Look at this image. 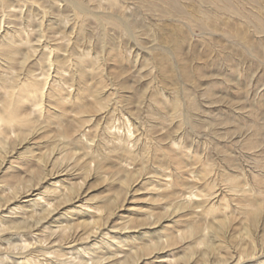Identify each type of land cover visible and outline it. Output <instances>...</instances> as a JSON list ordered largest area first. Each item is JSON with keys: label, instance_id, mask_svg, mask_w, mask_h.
I'll use <instances>...</instances> for the list:
<instances>
[{"label": "rangeland", "instance_id": "1", "mask_svg": "<svg viewBox=\"0 0 264 264\" xmlns=\"http://www.w3.org/2000/svg\"><path fill=\"white\" fill-rule=\"evenodd\" d=\"M179 1L190 16L162 13V0H0V35L19 43L17 60L0 58V78L49 79L45 112L25 102L31 127L0 140V202L73 188L77 198L45 223L52 240L68 229L78 242L85 230L133 236L126 264H168L152 253L264 264V0H229L228 11L221 0ZM190 193L199 203L182 208ZM198 218L211 227L202 243L191 233Z\"/></svg>", "mask_w": 264, "mask_h": 264}, {"label": "bare ground", "instance_id": "2", "mask_svg": "<svg viewBox=\"0 0 264 264\" xmlns=\"http://www.w3.org/2000/svg\"><path fill=\"white\" fill-rule=\"evenodd\" d=\"M6 1L7 0H1V2L3 3H5ZM146 1L151 2V0H146ZM162 1H163V5H161L162 7H160L159 9L162 13L163 12L166 13L170 11V12L178 13L180 15L186 14L187 16L188 15L190 16L191 12L189 13V11L185 9L186 6L182 5L179 0H162ZM153 2L154 1H152L151 3L154 4ZM221 2L222 3L218 4L219 9H222V10L224 9L225 11H228V9L231 8V3L229 4V0H221ZM84 10L78 7V11H76L77 15L78 16L84 15V13H86ZM205 15H204L205 19L206 20L209 19L212 25L214 24L213 21L218 18V17L212 18L214 15L212 16L209 13ZM259 16H260L259 14L255 15L256 23L259 28H262L263 24ZM106 19L110 20L109 17H106ZM112 23L115 26L120 25L119 20H115ZM214 27L215 26H213V28ZM176 44H175V50L177 53H180L181 52L180 45H176ZM18 51H19V43H16L13 37H10V36L4 37L0 35V58L4 57L8 59L10 62H14L15 60H17L16 56L18 55ZM165 59L166 58L163 57V59L160 60L158 64L163 71L164 77L167 79L169 77V74H168V67H167ZM47 62L50 67H53V68L55 67L56 71L60 69V67L58 66L59 61L57 60V56L51 55L48 58ZM3 68L5 69L6 66H4L3 64L1 65L0 63L1 71ZM49 70H52V69H49ZM23 76L24 78L20 79L22 76L19 77L17 75L12 82H8L6 79L2 77L0 78V85H1L0 89L2 88L4 90L3 94H4V99H5V102H3L2 109L0 108V140L4 139L7 133H10V132L13 133V131H15L16 129L21 130L19 132L21 134L24 132L25 129H29V127H31L32 122H34L33 118L27 117L24 113H22L23 112L22 107L25 105V102L31 103L36 108L38 107V110H40L41 114L45 112V96L47 94V91H45V86L49 85L47 84L49 80L48 76L39 77V74L35 75L32 72L31 73L29 72L28 74L23 75ZM4 82L6 83L4 84ZM55 86H58V87L61 86L60 80H58ZM173 106H177V104L174 103ZM130 133H131V130H130ZM124 139H125V136L124 138L121 137L118 139L119 142H123L122 144H120V146L122 147L123 152L130 154V159L133 160L132 156L134 154L131 155L133 151L127 147L128 144L125 145L124 143V142L126 143L130 142L131 140L130 138H128L126 139V141H124ZM1 154L3 153L1 152ZM22 161L24 160L22 159ZM1 162L2 161L0 160V165H1ZM37 162L39 163V160ZM231 180L233 181L236 187L239 185L237 183L238 178H236L235 176H232ZM55 188H56V185H54L53 189ZM72 190L73 188H70L68 190L70 194L66 192L67 189L62 194L56 193L57 200H55L56 197H52L50 195L41 196L40 198L38 197L29 198L26 202L15 206L13 205L14 204L13 202L19 201V197H18L19 195L18 196L16 195L18 192H15L14 194L12 193L13 194L12 199H14L13 202L7 203L9 199H5L3 201L4 202L3 204L2 202H0V264H126L128 263L127 259L129 258V255L127 254H133V251H129V250L132 249L134 246L124 243V239H127L128 241L131 242L134 240L133 236L122 239V238H116L115 236H109L110 234L108 233V231H105L102 233L101 230H98V231H94L93 233H90L89 231L85 230L82 233V235H85V236L83 238H79L80 240L78 242V238L74 236L76 232H74L75 233L74 234L73 231L71 232L68 229L67 233L62 234V236L65 235L63 240L62 239L52 240V237L53 238L56 237L57 232L54 231L53 227L45 225V223L47 222V219L51 217V214L58 208V206L62 204V202L68 203V202H71L73 199L77 198L78 193H75L73 195ZM244 192L245 191H243L242 193ZM188 195H189L188 197H185V199H182L180 201L181 204L184 205V207L182 208L187 207L188 209L191 207H195L196 204L199 203L193 199L194 193H190ZM60 196H63V197L58 199ZM78 210H77V213L81 211V210L80 211ZM207 211L208 210H206V212ZM192 213L194 214L195 212H192ZM201 219L202 218H200L199 220H195L194 221L195 223L192 221L194 224L191 228L192 235L193 234L198 235L195 239L198 243H202L208 237L209 229L211 228L210 225L207 223L203 227L202 226L203 222L199 223ZM246 233L247 235L250 236L252 240L254 239V235L253 233H250V230L249 231L247 230ZM50 237L51 239H48ZM106 238L107 240H105L104 242V239ZM105 243H108V244L105 245ZM123 245H126V247L124 248ZM150 245L151 247L147 245V247L149 246V248L147 249H151V252H152V249H155V247L153 244H150ZM151 255H153L152 256L153 261H156L157 259L162 260L165 258V261L168 262V264H173L172 261L177 260V258L171 254L159 255V254L152 253ZM138 258L139 259L137 260L139 261L142 260L140 256Z\"/></svg>", "mask_w": 264, "mask_h": 264}]
</instances>
